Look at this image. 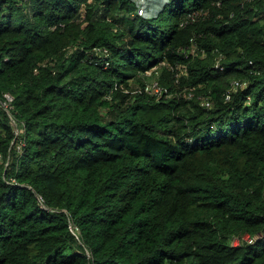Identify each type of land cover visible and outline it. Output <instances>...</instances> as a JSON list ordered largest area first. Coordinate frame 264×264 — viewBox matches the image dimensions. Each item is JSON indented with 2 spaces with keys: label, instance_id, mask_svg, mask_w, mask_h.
I'll return each mask as SVG.
<instances>
[{
  "label": "trees",
  "instance_id": "16d2710c",
  "mask_svg": "<svg viewBox=\"0 0 264 264\" xmlns=\"http://www.w3.org/2000/svg\"><path fill=\"white\" fill-rule=\"evenodd\" d=\"M5 94L0 264H264V0H0Z\"/></svg>",
  "mask_w": 264,
  "mask_h": 264
},
{
  "label": "built area",
  "instance_id": "2783aa9c",
  "mask_svg": "<svg viewBox=\"0 0 264 264\" xmlns=\"http://www.w3.org/2000/svg\"><path fill=\"white\" fill-rule=\"evenodd\" d=\"M216 67H218V66H216ZM240 86H242V85L239 82H237V81L232 82V89L233 90L236 89L237 87H240ZM141 91H144L148 94L160 95L162 92V88L155 81V82H151V83H146ZM226 98L228 99L229 97L226 96ZM11 101H12V97L9 94H5L4 100L0 101V106L5 110H9V108H11V105H10ZM74 231L78 233L77 228H74Z\"/></svg>",
  "mask_w": 264,
  "mask_h": 264
},
{
  "label": "rangeland",
  "instance_id": "374dc122",
  "mask_svg": "<svg viewBox=\"0 0 264 264\" xmlns=\"http://www.w3.org/2000/svg\"><path fill=\"white\" fill-rule=\"evenodd\" d=\"M151 82H155L154 80H152ZM17 131V130H16Z\"/></svg>",
  "mask_w": 264,
  "mask_h": 264
}]
</instances>
